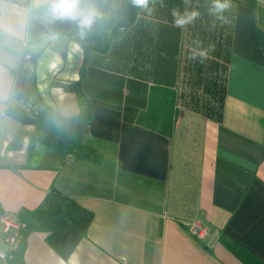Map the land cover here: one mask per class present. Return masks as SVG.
<instances>
[{"label":"crops","instance_id":"crops-1","mask_svg":"<svg viewBox=\"0 0 264 264\" xmlns=\"http://www.w3.org/2000/svg\"><path fill=\"white\" fill-rule=\"evenodd\" d=\"M230 5L220 15L212 0L128 6L105 31L117 33L107 51H86L62 24L55 55H32L25 94L0 124V211L71 198L93 219L67 258L46 232L29 233L24 264H264V0ZM174 9L199 16L180 27ZM155 88L178 109L157 130L140 115ZM57 100L77 110L63 130L98 161L31 141ZM193 220L205 238L189 232Z\"/></svg>","mask_w":264,"mask_h":264},{"label":"clouds","instance_id":"clouds-1","mask_svg":"<svg viewBox=\"0 0 264 264\" xmlns=\"http://www.w3.org/2000/svg\"><path fill=\"white\" fill-rule=\"evenodd\" d=\"M154 0H0V124L11 121L17 97L24 95L21 73L32 55H55L67 36L57 30L68 24L80 39L93 29L104 32L124 16L128 6L148 10ZM230 0H212L210 11L220 15L230 7ZM177 26L183 27L199 16L197 11L172 13ZM74 47H79L74 45ZM206 56V52H201ZM77 115L70 102L57 100L46 113L47 122L63 130ZM68 264H73L70 260Z\"/></svg>","mask_w":264,"mask_h":264},{"label":"trees","instance_id":"trees-1","mask_svg":"<svg viewBox=\"0 0 264 264\" xmlns=\"http://www.w3.org/2000/svg\"><path fill=\"white\" fill-rule=\"evenodd\" d=\"M108 25L107 28H111ZM75 28L69 32L70 38H74L82 47L87 50H98L105 52L109 49L111 41L116 34L111 32H101L97 28H93L84 39H80L78 35H74ZM76 86H72L74 89ZM76 91L80 93L78 88ZM155 94L151 95L150 109L140 113L141 123L146 124L154 130L159 126H164L163 116L168 108L171 107L172 115L178 112L177 108H173L175 95L173 92L164 90L163 88H155ZM166 93L163 96L160 93ZM167 97V98H166ZM167 100V101H166ZM172 100V102H170ZM155 110V111H154ZM87 111V110H85ZM82 115H85L84 112ZM80 115V118H84ZM148 122L152 124H148ZM38 135L31 137V141L38 140L43 145L57 149L73 156L98 161V154L88 145L80 142L74 133L64 130H56L53 128L43 115L36 119ZM62 196V195H60ZM62 198H65L62 196ZM18 216L22 222L21 240L18 247L8 251L6 255L7 264H24L23 255L25 251L26 237L34 231L46 232V239L53 249L62 257L67 258L75 248L80 239L86 236L87 228L93 219V212L81 207L75 200L69 198L67 202L60 205H52L47 208H39L33 211H21Z\"/></svg>","mask_w":264,"mask_h":264},{"label":"built area","instance_id":"built-area-1","mask_svg":"<svg viewBox=\"0 0 264 264\" xmlns=\"http://www.w3.org/2000/svg\"><path fill=\"white\" fill-rule=\"evenodd\" d=\"M22 222L17 214L0 211V240L7 246V251L0 250V258L6 259L8 251L18 247L21 240ZM189 232L203 239L208 235L209 229L200 220H193L187 223Z\"/></svg>","mask_w":264,"mask_h":264},{"label":"rangeland","instance_id":"rangeland-1","mask_svg":"<svg viewBox=\"0 0 264 264\" xmlns=\"http://www.w3.org/2000/svg\"><path fill=\"white\" fill-rule=\"evenodd\" d=\"M201 110V109H200Z\"/></svg>","mask_w":264,"mask_h":264}]
</instances>
